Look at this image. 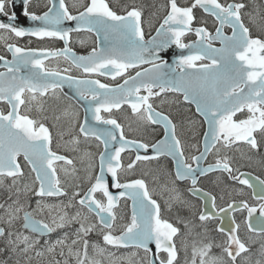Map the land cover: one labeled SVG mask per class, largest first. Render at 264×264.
<instances>
[{
  "label": "snow or ice",
  "instance_id": "obj_1",
  "mask_svg": "<svg viewBox=\"0 0 264 264\" xmlns=\"http://www.w3.org/2000/svg\"><path fill=\"white\" fill-rule=\"evenodd\" d=\"M152 7L0 0V264H264V178L242 170H264V4ZM173 105L202 134L183 138Z\"/></svg>",
  "mask_w": 264,
  "mask_h": 264
},
{
  "label": "flooded vegetation",
  "instance_id": "obj_2",
  "mask_svg": "<svg viewBox=\"0 0 264 264\" xmlns=\"http://www.w3.org/2000/svg\"><path fill=\"white\" fill-rule=\"evenodd\" d=\"M38 3H40L41 5H43L44 3H46V0H41V1H37ZM34 2V3H37ZM70 2H74V0H70ZM165 0H138V3H142L145 6V14L148 15L154 22L156 20V16H152L151 13L155 12L156 9L152 7V5H159L164 3ZM256 3L258 4H264V0H256ZM38 10V9H37ZM197 18L199 19L201 17V12L197 11L196 12ZM208 25L211 28L212 27V21L211 19L208 20ZM154 34V32H153ZM225 34L230 35L231 34V30L225 28ZM189 40L191 39H195L194 36L190 35L188 37ZM28 39H23L21 41V45H25L27 44ZM80 41H84L83 45L81 44ZM95 42V35L92 33H86V32H81V33H73L72 34V48L73 50L78 54V55H86L88 51H90L91 47L93 46ZM31 47H63V42L60 41H35L33 40V42L30 45ZM219 47V45H216ZM10 58V57H9ZM0 71H3L2 68H0ZM103 79V78H101ZM171 99V97H170ZM65 103H72L74 106L76 105V103H74L73 101H68L65 98ZM77 110L79 111V116L80 119L83 120V110H81V108L79 106H76ZM167 110V109H166ZM172 114L174 116H177L178 120L183 119V128L181 129V136L187 140H191V138L193 137V135L195 134H202V132L204 131V128L201 127V119L199 118L198 115L195 114V109L194 106H192L191 108L187 105H173L171 108ZM178 111L180 113H183V117L178 116L177 113ZM185 117L187 118H191V120L195 121V124H190L188 119H185ZM130 135H140L143 136V138L148 139V140H155V139H163V130L160 127H156L155 131H153L152 129H147L144 132H140V133H131ZM198 138V137H197ZM91 150L96 152L98 151L95 148V144L92 145ZM256 159H259L258 157ZM162 162H164L167 166L171 167V161L169 158L165 159L162 158ZM153 167H155V165H153ZM242 170L245 171H252L254 174L256 175H261V178H264V170H262L261 168L257 167L255 164L251 167V168H244ZM149 182L151 184V177L148 178ZM202 187H204L206 190H212L213 189V185L207 181L204 180L201 184ZM219 189H216V192L219 193ZM246 192L250 193V190L246 189ZM227 198V197H226ZM199 203V202H196ZM218 203H223V201H219ZM236 219L237 222H240L243 217L239 214L236 213ZM127 218L130 217L128 214L126 215ZM218 223V222H217ZM216 225L215 223L212 224L210 227L214 228ZM243 231V229H242ZM246 235V233H245Z\"/></svg>",
  "mask_w": 264,
  "mask_h": 264
},
{
  "label": "water",
  "instance_id": "obj_3",
  "mask_svg": "<svg viewBox=\"0 0 264 264\" xmlns=\"http://www.w3.org/2000/svg\"><path fill=\"white\" fill-rule=\"evenodd\" d=\"M17 4H19V0H17ZM17 13L19 14V12H20V9H19V7H17ZM19 23L22 25V26H25V27H27V26H30L31 25V22L30 21H28L26 18H24V17H22L21 16V18H20V20H19ZM165 59H168L169 60V62H171V59H172V57H171V53H168V54H165V57H164ZM66 90H68V91H66ZM66 92L69 94V95H72V90L71 89H67L66 88ZM114 193H115V189H113L112 190Z\"/></svg>",
  "mask_w": 264,
  "mask_h": 264
},
{
  "label": "rangeland",
  "instance_id": "obj_4",
  "mask_svg": "<svg viewBox=\"0 0 264 264\" xmlns=\"http://www.w3.org/2000/svg\"><path fill=\"white\" fill-rule=\"evenodd\" d=\"M123 216H125V219H126V215H124V213H123Z\"/></svg>",
  "mask_w": 264,
  "mask_h": 264
}]
</instances>
